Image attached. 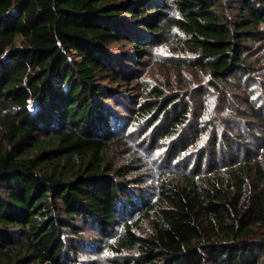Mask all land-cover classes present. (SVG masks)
<instances>
[{"label":"trees","instance_id":"16d2710c","mask_svg":"<svg viewBox=\"0 0 264 264\" xmlns=\"http://www.w3.org/2000/svg\"><path fill=\"white\" fill-rule=\"evenodd\" d=\"M262 28L264 0H0V264H81L85 227L109 264H264V95L248 76ZM166 33L210 74L199 97L253 122L154 174L150 200L115 157L136 123L185 140L181 93H130ZM221 84L244 86L245 108Z\"/></svg>","mask_w":264,"mask_h":264},{"label":"rangeland","instance_id":"374dc122","mask_svg":"<svg viewBox=\"0 0 264 264\" xmlns=\"http://www.w3.org/2000/svg\"><path fill=\"white\" fill-rule=\"evenodd\" d=\"M169 15L172 14L168 12ZM253 43L254 48H257L256 50L259 54L261 53L258 56H264V39L259 40L257 37ZM150 45L151 47L148 50L147 56L142 59L144 62L140 66L141 72L137 73V80L131 83L130 93L132 91L141 93L145 86L149 90L162 87L170 92L169 95L181 93L179 100H189L192 105L191 114H188L187 130L183 133V135H187L185 140L181 141L177 147L170 144V139H161V129L156 128L146 132L143 124L139 128L136 123L135 127L138 129L132 128L128 133L129 143L125 148L122 147L116 154L117 164L119 166H128L129 172L126 180L130 190L135 191L132 192L134 194L133 196L139 195L140 192H145L147 198L152 200L155 199L157 191H153L148 186L157 184L152 180L154 174L157 175L163 168H171L178 171L174 167L182 166L190 161L196 163V153H200L204 149L212 153L215 151V147L211 143L212 137L210 138L213 131L217 133L219 130H227L230 126L235 127V123L228 122L234 116L239 117L244 122H249V124L253 122V117L246 116L238 111L235 112L228 104L223 103V107L222 105L220 107L221 101H218L215 97H211V94L208 95L206 102L199 97V88L207 87L212 82V78L201 67L190 66L189 60L192 57L189 56L190 54L188 55V47L183 45V43H179L178 50L173 33L164 34L162 38H159ZM127 64L130 63L128 62ZM248 76L251 77L252 88L260 90L261 95H264V59L256 62L253 71ZM220 86L223 92H228V89L231 90L226 95L235 94L236 97L234 100L236 105L245 108L244 100L241 97L249 94V92L243 89L244 86L242 88H236L235 85L227 84L225 86L221 84ZM211 87H209V90L212 93L213 89ZM138 89H140L139 92L137 91ZM139 97L146 99L143 97V94H140ZM206 105L209 111L208 115L205 114ZM247 107L249 108L248 105ZM155 124L160 125L161 123L156 122ZM244 128L245 124L242 125L241 130ZM196 129L203 130V140L200 144L195 142L197 135ZM234 130V132H237V129ZM224 148L231 150L228 145H224ZM133 215L131 213L128 218L135 220L136 216ZM84 229V238L87 243L86 250L81 251L79 255L81 264H109L108 258L110 256L102 248L104 241L101 240V236H99L100 243L95 230L90 227H85Z\"/></svg>","mask_w":264,"mask_h":264},{"label":"snow or ice","instance_id":"6c2138e0","mask_svg":"<svg viewBox=\"0 0 264 264\" xmlns=\"http://www.w3.org/2000/svg\"><path fill=\"white\" fill-rule=\"evenodd\" d=\"M205 139H206V137H205Z\"/></svg>","mask_w":264,"mask_h":264}]
</instances>
